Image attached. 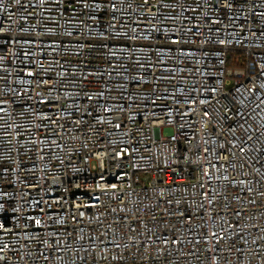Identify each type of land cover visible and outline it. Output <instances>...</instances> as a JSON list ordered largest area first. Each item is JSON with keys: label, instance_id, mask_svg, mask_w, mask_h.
Masks as SVG:
<instances>
[{"label": "built area", "instance_id": "2783aa9c", "mask_svg": "<svg viewBox=\"0 0 264 264\" xmlns=\"http://www.w3.org/2000/svg\"><path fill=\"white\" fill-rule=\"evenodd\" d=\"M0 264H264V0H0Z\"/></svg>", "mask_w": 264, "mask_h": 264}]
</instances>
